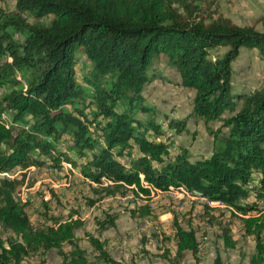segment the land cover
I'll use <instances>...</instances> for the list:
<instances>
[{"label": "trees", "instance_id": "obj_1", "mask_svg": "<svg viewBox=\"0 0 264 264\" xmlns=\"http://www.w3.org/2000/svg\"><path fill=\"white\" fill-rule=\"evenodd\" d=\"M14 1L13 9L0 8V172L40 168L46 159L54 167L63 159L72 163L58 152L67 136L68 149L84 159L79 172L85 181L105 180L104 196L129 190L145 203L129 210L131 216L152 215L143 200L152 191L221 202L227 206L222 209L238 213L230 212L244 235L253 237L249 264H264V86L249 94L232 88L233 62L242 49L264 58V32L226 19L206 21L185 0ZM222 48V55L213 56ZM156 61L178 75L180 88L194 93L189 116L165 125L143 96L155 79ZM191 117L220 124L209 130L208 157L192 160L186 148L170 152L176 143L168 132L182 133ZM20 183L0 176V227L11 233L7 241L0 233V264H24L53 250L61 264H89L75 235L83 223L51 218L46 208L41 224H33L27 204L16 197ZM245 199H252L249 205ZM173 215L174 250L161 257L174 263L190 252L199 264L195 230ZM115 216L105 214L96 228L114 227ZM213 221L211 216L209 225ZM230 232L221 227L225 249L236 246ZM86 236L97 260L124 264L98 237ZM214 264H221L219 256Z\"/></svg>", "mask_w": 264, "mask_h": 264}, {"label": "rangeland", "instance_id": "obj_2", "mask_svg": "<svg viewBox=\"0 0 264 264\" xmlns=\"http://www.w3.org/2000/svg\"><path fill=\"white\" fill-rule=\"evenodd\" d=\"M185 1L188 6L195 8L197 16L206 21L226 19L234 25L253 27L264 32V0ZM14 3V0H0V8L13 9ZM225 50L218 49L212 54L222 55ZM75 69L80 78L83 74L80 66ZM152 72L155 79L145 86L143 96L148 104L157 109L156 121L165 125L169 119L181 120L188 117L193 92L180 88L177 84L178 75L161 61H156ZM263 86L264 58L260 57L257 51L242 49L233 62V92L249 94ZM81 101H78V105L83 108L85 105ZM137 117L148 118L144 114H138ZM219 126L216 122L205 125L192 117L189 118L182 133L175 134L173 130L168 132L176 143V147L171 148L170 152L173 154L186 148L192 160L208 157L212 149L209 130H215ZM68 143L71 145L67 140L65 146H58V152L67 154L66 158L72 160V163L63 159L58 165L60 167H54L46 159L47 163L40 168L30 167L22 170L15 167L9 172V178L21 181L16 190V197L21 203L27 204L28 215L33 224H41L40 216L43 218L42 213L46 208H49L51 218L61 221L77 218L83 223V226L75 231V235L78 244L87 252L89 264L103 263L95 258L86 239L87 234L98 237L111 256L124 264H195L190 252H185L182 260H174V263L171 262L172 259L169 262L161 257L165 250H174L173 214L181 226L195 230L199 242V264H214L217 256L220 257L221 264H249L254 254L253 237L244 235L240 220L230 214L234 212L232 209H222L227 206L221 202L219 206L215 203H202L199 200L202 198L181 192L163 196L162 192L152 191L149 199H143L151 205L152 215L144 219L131 216L129 210L136 204L145 203L134 197L129 190H121L114 197L104 196L106 193L102 188H105L108 182L104 180L98 185L89 180L85 181L79 172L84 159H79L70 151ZM120 161L124 165L127 164L124 158H120ZM0 176L4 177V174ZM251 200L245 199L242 202L249 205ZM205 204L219 210L208 212L204 208ZM105 214L116 215L115 226L102 231L96 228V220L104 219ZM211 216L214 217L213 226L209 225ZM221 227L230 228V234L236 242L234 249H225L219 238ZM0 233L5 241L11 236L10 232L1 227ZM262 236L264 238V231ZM63 251L68 252L69 247L63 245ZM169 255L172 257V254ZM61 263L62 259L56 250L49 251L44 256H32L24 261V264Z\"/></svg>", "mask_w": 264, "mask_h": 264}, {"label": "built area", "instance_id": "obj_3", "mask_svg": "<svg viewBox=\"0 0 264 264\" xmlns=\"http://www.w3.org/2000/svg\"><path fill=\"white\" fill-rule=\"evenodd\" d=\"M0 174H4V177H7V178H9L10 176H9V172H5V173H1L0 172ZM9 179H11V178H9ZM162 192V191H161ZM163 194H161V195H163V196H169V194L167 193V191H164V192H162ZM202 203H210V201H208L206 198L205 199H199Z\"/></svg>", "mask_w": 264, "mask_h": 264}, {"label": "bare ground", "instance_id": "obj_4", "mask_svg": "<svg viewBox=\"0 0 264 264\" xmlns=\"http://www.w3.org/2000/svg\"><path fill=\"white\" fill-rule=\"evenodd\" d=\"M68 140L67 136L64 137L63 139L59 140V147L63 146L65 144V142ZM61 145V146H60ZM65 146V145H64ZM67 148V147H66ZM64 148V149H66ZM64 151V150H63ZM1 175V174H0ZM3 175V174H2ZM169 196H172V194H169ZM210 205H213L214 203H209ZM218 204V206L220 205L219 203H215Z\"/></svg>", "mask_w": 264, "mask_h": 264}, {"label": "clouds", "instance_id": "obj_5", "mask_svg": "<svg viewBox=\"0 0 264 264\" xmlns=\"http://www.w3.org/2000/svg\"><path fill=\"white\" fill-rule=\"evenodd\" d=\"M58 146H59V144H58Z\"/></svg>", "mask_w": 264, "mask_h": 264}, {"label": "crops", "instance_id": "obj_6", "mask_svg": "<svg viewBox=\"0 0 264 264\" xmlns=\"http://www.w3.org/2000/svg\"><path fill=\"white\" fill-rule=\"evenodd\" d=\"M194 94V93H193ZM193 97V96H192Z\"/></svg>", "mask_w": 264, "mask_h": 264}]
</instances>
